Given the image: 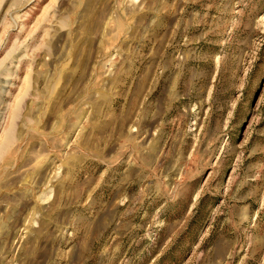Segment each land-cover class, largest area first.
I'll list each match as a JSON object with an SVG mask.
<instances>
[{
    "label": "rangeland",
    "instance_id": "374dc122",
    "mask_svg": "<svg viewBox=\"0 0 264 264\" xmlns=\"http://www.w3.org/2000/svg\"><path fill=\"white\" fill-rule=\"evenodd\" d=\"M0 264H264V0H0Z\"/></svg>",
    "mask_w": 264,
    "mask_h": 264
}]
</instances>
